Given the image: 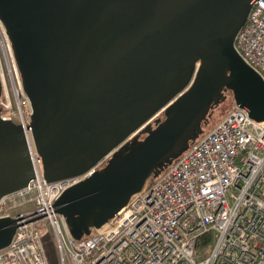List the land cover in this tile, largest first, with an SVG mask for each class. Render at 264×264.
<instances>
[{"label": "water", "instance_id": "95a60500", "mask_svg": "<svg viewBox=\"0 0 264 264\" xmlns=\"http://www.w3.org/2000/svg\"><path fill=\"white\" fill-rule=\"evenodd\" d=\"M256 1L0 0L44 178L87 175L55 202L75 239L199 139L226 90L264 121V80L235 46ZM35 178L23 127L0 119V200ZM24 217L0 218V249Z\"/></svg>", "mask_w": 264, "mask_h": 264}, {"label": "built area", "instance_id": "2783aa9c", "mask_svg": "<svg viewBox=\"0 0 264 264\" xmlns=\"http://www.w3.org/2000/svg\"><path fill=\"white\" fill-rule=\"evenodd\" d=\"M1 26L6 49L0 46V119L23 127L39 172L12 193H36L35 208L17 215L25 217L10 244L0 249V264H50L42 222L52 228L70 264H264V121L236 103L109 223L75 239L55 202L87 175L53 183L44 178L31 127L33 109ZM235 46L264 80V0L254 4ZM9 195L0 200V218ZM207 236L210 246L203 245ZM200 248L208 253L202 260Z\"/></svg>", "mask_w": 264, "mask_h": 264}, {"label": "rangeland", "instance_id": "374dc122", "mask_svg": "<svg viewBox=\"0 0 264 264\" xmlns=\"http://www.w3.org/2000/svg\"><path fill=\"white\" fill-rule=\"evenodd\" d=\"M5 42V36L0 23V46L5 48ZM227 101L228 102L223 104L219 109L215 110V112L211 116L209 115L211 120L210 128H212L222 118H224L235 106V100L233 97H230ZM35 195L37 194L34 193L24 196L19 194L9 195V197L7 198V204L2 213L3 217H16L20 214H27L32 212L35 208V203L33 200ZM39 226L42 229L44 235L46 253L50 264H70L67 252L63 250L62 245L57 236L54 234L52 228L44 222H42ZM207 254L208 253L206 249L200 248L197 259L202 260Z\"/></svg>", "mask_w": 264, "mask_h": 264}, {"label": "trees", "instance_id": "16d2710c", "mask_svg": "<svg viewBox=\"0 0 264 264\" xmlns=\"http://www.w3.org/2000/svg\"><path fill=\"white\" fill-rule=\"evenodd\" d=\"M225 95H227V100L230 98V97H233V93L231 92V91H229V90H226L225 91ZM234 98V97H233ZM224 101V102H221L219 105H216L212 110H211V112H210V116L215 112V110H217V109H219L223 104H225L226 102H228V101ZM234 108V107H233ZM232 108V109H233ZM231 109V110H232ZM230 110V111H231ZM229 111V112H230ZM163 118H165V116H164V114H162L161 115ZM210 116H208L203 122H202V127H203V133H202V135H204L205 133H207V131H209L210 129H212V128H210V125H211V120H210ZM201 135V136H202ZM107 164H108V161H105L102 165H101V167H105V166H107ZM166 169H164L163 170V172L165 171ZM160 174H162V172L160 173ZM203 245H209L210 246V237H206L205 239H204V241H203Z\"/></svg>", "mask_w": 264, "mask_h": 264}, {"label": "bare ground", "instance_id": "6f19581e", "mask_svg": "<svg viewBox=\"0 0 264 264\" xmlns=\"http://www.w3.org/2000/svg\"><path fill=\"white\" fill-rule=\"evenodd\" d=\"M1 23V22H0ZM27 143H28V146H29V142H28V140H27ZM36 147V146H35ZM29 149H30V146H29ZM37 150V149H36ZM30 153H31V157H32V161H33V164H34V167H35V169H36V173H37V171H38V169H39V164L37 163V162H34V160H35V158H34V155H32V151H31V149H30ZM38 162L40 163V160L38 159ZM39 172V171H38ZM38 174V173H37Z\"/></svg>", "mask_w": 264, "mask_h": 264}]
</instances>
